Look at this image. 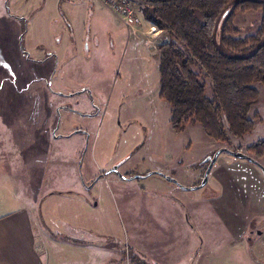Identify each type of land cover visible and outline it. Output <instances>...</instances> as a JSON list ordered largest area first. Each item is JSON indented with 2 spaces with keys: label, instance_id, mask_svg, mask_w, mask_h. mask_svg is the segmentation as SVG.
Returning a JSON list of instances; mask_svg holds the SVG:
<instances>
[{
  "label": "rangeland",
  "instance_id": "obj_1",
  "mask_svg": "<svg viewBox=\"0 0 264 264\" xmlns=\"http://www.w3.org/2000/svg\"><path fill=\"white\" fill-rule=\"evenodd\" d=\"M100 1L105 8L0 0V221L17 254L43 264H125L127 246L135 264H264V232L246 249L228 244L248 222L252 229L264 221V157L231 153L264 138V85L253 84L252 130L228 131L229 143L197 122L173 130L155 47L167 33L143 18L139 0H129L132 27L112 0ZM229 11L217 19L219 51ZM232 21L233 37L253 34L260 11ZM152 26L158 31L149 33ZM200 81L211 95L209 78ZM48 235L63 242L46 257Z\"/></svg>",
  "mask_w": 264,
  "mask_h": 264
},
{
  "label": "trees",
  "instance_id": "obj_2",
  "mask_svg": "<svg viewBox=\"0 0 264 264\" xmlns=\"http://www.w3.org/2000/svg\"><path fill=\"white\" fill-rule=\"evenodd\" d=\"M148 23L165 31L168 40L156 44L160 70V97L170 106L171 128L179 131L189 122L199 123L217 142H230L253 128L249 117L259 97L253 84L264 85V0H139ZM140 7V6H139ZM230 7L221 25L223 51L215 45L217 19ZM259 10L255 33L238 32L233 16ZM204 76L210 80L205 94ZM227 125L223 123V119ZM258 118V114H254ZM250 162L264 157V138L246 146ZM138 262V258L132 255Z\"/></svg>",
  "mask_w": 264,
  "mask_h": 264
},
{
  "label": "crops",
  "instance_id": "obj_3",
  "mask_svg": "<svg viewBox=\"0 0 264 264\" xmlns=\"http://www.w3.org/2000/svg\"><path fill=\"white\" fill-rule=\"evenodd\" d=\"M89 1L92 4L91 6L94 8H95L96 4H98V6L103 7L102 5H100L101 4L100 0H89ZM103 8H105V7H103ZM127 37L133 38L132 36H128V35H127ZM133 39L136 40L135 38H133ZM182 189H184V188H182ZM188 189H185V190L190 191ZM213 192L210 194H214V196H215L216 191H213ZM214 196L204 197V198H202V196H198V197L201 199H205V198L211 199V198H214ZM17 214H18V212H17ZM185 219L187 222H189L188 218L186 216H185ZM16 220H17V218H16ZM16 220L14 223V228L16 227L15 226ZM250 221H252V220H250ZM260 224L261 225H259V226L255 225V227L251 229L252 226L248 222L247 227H243L238 232H236V235L233 237V241L228 243V244L239 243L240 245H242L241 247L243 249L248 248L250 246V244H254L252 242L253 241L252 238L254 237V235L259 236L260 234H262L264 232V221L260 222ZM27 225H28L27 228H28L29 233H30L29 243L31 245L26 246V248L29 247L31 249V247L34 248V233H33V220H32V218H30V221L28 222ZM10 228H11V225H10ZM10 231H11V234H10ZM46 240H47L46 257L51 256L54 253L53 251H56L57 244L55 242H57V243L59 242L61 245L63 242V241H60V240L55 239V238L53 239L49 235L46 236ZM51 240L54 242H52V243L49 242ZM50 248H51V251H50ZM17 251H18V242H17L16 238L14 237V235L12 234V230H8L7 228H3L2 221H0V264H43V262H42L43 260H40L38 257L34 258V257H32L30 255H26V254L18 255ZM12 252H14L15 254L12 255ZM26 252H27V250H26ZM194 255H195V252H194ZM187 260H188V264H194L193 258L191 259V262H189V259H187Z\"/></svg>",
  "mask_w": 264,
  "mask_h": 264
},
{
  "label": "built area",
  "instance_id": "obj_4",
  "mask_svg": "<svg viewBox=\"0 0 264 264\" xmlns=\"http://www.w3.org/2000/svg\"><path fill=\"white\" fill-rule=\"evenodd\" d=\"M110 8L120 18L121 23L127 27H132L135 23V15L129 0H112ZM156 27H150L149 33L157 32ZM167 40V39H166ZM165 40V41H166ZM128 250L125 249V264H135L129 257Z\"/></svg>",
  "mask_w": 264,
  "mask_h": 264
},
{
  "label": "flooded vegetation",
  "instance_id": "obj_5",
  "mask_svg": "<svg viewBox=\"0 0 264 264\" xmlns=\"http://www.w3.org/2000/svg\"><path fill=\"white\" fill-rule=\"evenodd\" d=\"M10 15L13 16V17H15V18H19V19L21 18V19H23L22 17H20V16H15L14 14H11V13H10ZM25 25H26V24H25ZM23 32H25V30H24ZM23 32H22V33H23ZM23 36H24V35H22V36L20 37V43H21V41H22V39H23ZM20 50H21L22 55H23L25 58H27V59H29V60H32V59L30 58L29 53L25 50V48H24L23 46H20ZM36 61H37V60H36ZM224 151H227V150L224 149ZM227 152H228V151H227ZM245 152H246L248 155H250L247 151H245ZM231 153L233 154V152H231ZM242 153H244V152H242ZM246 153H244V154H246ZM247 154H246V155H247ZM248 157H249V156H248ZM248 157H246V158H244V159H247V160H248ZM250 157H252V156L250 155ZM262 158H263V157H262ZM258 159H261V158H258ZM258 159H257V160H258ZM257 160H255L254 162H257ZM111 172H112V173H115V174H117V175L119 174V171H118L117 169L111 170ZM123 178H127V177L123 176ZM205 183H206V182H205ZM205 183H204V184H205ZM204 184H203V185H204ZM203 185H202V186H203ZM199 186H200V185L198 184L197 187H199ZM191 189H193V188H189L188 190L191 191ZM125 249L128 250V247H127V246L124 247V253H125ZM128 252H129V250H128ZM129 253H130V252H129Z\"/></svg>",
  "mask_w": 264,
  "mask_h": 264
},
{
  "label": "water",
  "instance_id": "obj_6",
  "mask_svg": "<svg viewBox=\"0 0 264 264\" xmlns=\"http://www.w3.org/2000/svg\"><path fill=\"white\" fill-rule=\"evenodd\" d=\"M233 155L238 157V158H246V157H248L246 154H244L242 152H233ZM205 182H206V179L203 180V183L201 185H203ZM181 187L184 188V189H188V188H186L184 186H181Z\"/></svg>",
  "mask_w": 264,
  "mask_h": 264
}]
</instances>
